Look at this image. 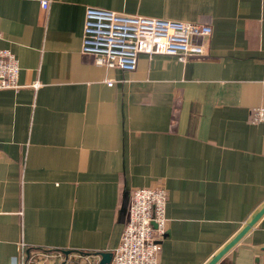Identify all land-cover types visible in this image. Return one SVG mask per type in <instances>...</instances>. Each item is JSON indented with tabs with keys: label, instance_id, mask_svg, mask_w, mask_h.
Masks as SVG:
<instances>
[{
	"label": "crops",
	"instance_id": "1",
	"mask_svg": "<svg viewBox=\"0 0 264 264\" xmlns=\"http://www.w3.org/2000/svg\"><path fill=\"white\" fill-rule=\"evenodd\" d=\"M89 6L213 30L126 71L81 51ZM0 29L21 84L0 90V264H98L141 187L168 195L159 264H206L264 205V0H0ZM216 264H264V214Z\"/></svg>",
	"mask_w": 264,
	"mask_h": 264
},
{
	"label": "built area",
	"instance_id": "2",
	"mask_svg": "<svg viewBox=\"0 0 264 264\" xmlns=\"http://www.w3.org/2000/svg\"><path fill=\"white\" fill-rule=\"evenodd\" d=\"M42 5L48 8L49 0H42ZM212 30L210 24L89 6L81 51L94 55L98 64L132 71L138 65L140 53L167 54L181 62L205 54L204 46L195 39L209 37ZM19 72L15 54L8 48H0V90L20 88ZM253 116L254 121L264 120V108H256ZM167 196L162 187L132 191L130 220L113 250L110 264H159V251L167 234ZM63 264L70 263L65 260Z\"/></svg>",
	"mask_w": 264,
	"mask_h": 264
},
{
	"label": "water",
	"instance_id": "3",
	"mask_svg": "<svg viewBox=\"0 0 264 264\" xmlns=\"http://www.w3.org/2000/svg\"><path fill=\"white\" fill-rule=\"evenodd\" d=\"M264 214V205L259 208L250 218V220L243 226L241 230L227 242L206 264H216L236 243H238L245 234L258 222ZM68 252V250H66ZM96 256H100L98 264H110L113 252H97Z\"/></svg>",
	"mask_w": 264,
	"mask_h": 264
}]
</instances>
